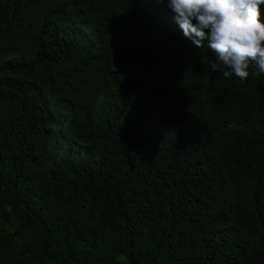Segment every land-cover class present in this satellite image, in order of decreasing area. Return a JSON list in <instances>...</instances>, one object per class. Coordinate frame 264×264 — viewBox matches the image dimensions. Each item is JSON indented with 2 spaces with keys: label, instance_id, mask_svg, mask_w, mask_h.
<instances>
[{
  "label": "trees",
  "instance_id": "16d2710c",
  "mask_svg": "<svg viewBox=\"0 0 264 264\" xmlns=\"http://www.w3.org/2000/svg\"><path fill=\"white\" fill-rule=\"evenodd\" d=\"M174 16L0 0V264H264V73Z\"/></svg>",
  "mask_w": 264,
  "mask_h": 264
},
{
  "label": "clouds",
  "instance_id": "9594fccd",
  "mask_svg": "<svg viewBox=\"0 0 264 264\" xmlns=\"http://www.w3.org/2000/svg\"><path fill=\"white\" fill-rule=\"evenodd\" d=\"M168 7L197 47L208 42L213 72L241 80L264 73V0H168Z\"/></svg>",
  "mask_w": 264,
  "mask_h": 264
}]
</instances>
